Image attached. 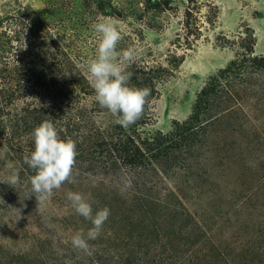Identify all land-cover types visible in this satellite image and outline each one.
I'll list each match as a JSON object with an SVG mask.
<instances>
[{
  "label": "rangeland",
  "instance_id": "obj_1",
  "mask_svg": "<svg viewBox=\"0 0 264 264\" xmlns=\"http://www.w3.org/2000/svg\"><path fill=\"white\" fill-rule=\"evenodd\" d=\"M52 1L0 0V19L7 12L15 14L26 5L31 6L34 15H50ZM88 2L86 11L79 8L80 1L77 0H72L75 5L70 6L62 5L59 0L56 2L57 6L65 8V20H71L66 27L57 25L61 42L79 58L80 67L88 78L87 63L95 58L98 44V34L91 25L99 22L101 16L111 17L118 23L123 37L117 46L118 51L129 46L136 49L131 61L142 60L172 69L150 105L148 124L142 127L144 133L167 134L173 130L175 122L187 120L198 94L209 79L232 61L248 56L243 39H247L244 45H248V38L252 36L254 55L264 56V0H200L194 10L192 25L195 30L192 35L185 30L187 4L184 2L178 1L165 11L150 13L143 11L144 0ZM101 4L113 14L104 15L98 10ZM197 24L199 28L196 29ZM131 61L121 58L119 62L124 67ZM231 93V111L222 121L207 128L203 142L195 145V157L184 152L182 164L172 169L167 179L150 180L153 183L147 186V190L151 189L153 193L160 191V196L181 191L182 210H177L181 214L178 219L187 217L186 213L192 216V225L179 234L181 241L176 243L179 251L172 253L168 250L164 259L172 256L175 260L183 256L182 259L189 260V264L196 261L198 254L202 258L204 251L209 250L206 246L209 240L211 245L222 246V250L224 246L228 247V264H234L236 255L250 261L254 252H259L264 259V72L242 73ZM16 171L14 162L0 147V193L6 195L11 188L17 191L16 198L7 195L10 202H5L6 197L1 202L0 198V264H98L94 257L96 250L118 245L119 251L115 248L109 251L114 258L127 248L126 225H114L109 219L100 236L88 241V252L74 249L71 244L73 235L82 229L86 232L92 225L75 213L67 200V192L86 194V183L91 182L100 183L107 189L119 187L112 180L86 176V170L77 171V185L65 183L50 198L37 202L31 190H24L18 183H6ZM138 172L140 177L136 184H130L132 179L124 172L119 177L120 185L124 188L130 185L128 189L134 190L143 187L148 175H156L155 171L147 175L144 168ZM16 209L21 210L20 217ZM202 215L209 219L204 228L198 224L206 225ZM138 221L136 217L133 224L138 237L149 236L156 245H165L161 243H167L172 237L160 240L153 234L152 221L147 226ZM190 237L192 239L188 242ZM197 238L200 239L199 247L193 245ZM155 254L156 246L150 255ZM174 260L168 264H174ZM135 261L139 263L138 259Z\"/></svg>",
  "mask_w": 264,
  "mask_h": 264
},
{
  "label": "trees",
  "instance_id": "obj_2",
  "mask_svg": "<svg viewBox=\"0 0 264 264\" xmlns=\"http://www.w3.org/2000/svg\"><path fill=\"white\" fill-rule=\"evenodd\" d=\"M59 1L62 5H75L72 0ZM77 1H80L79 8L86 11L88 0ZM178 1L187 4L185 30L192 35L195 30L192 25L194 10L200 0H144L143 11H165ZM56 2L57 0L52 1L53 4L49 7L50 15H34L31 6L26 5L15 11V14L7 12L0 19V147L6 150L17 168L18 184L24 190H31L30 178L35 172L24 163V156L30 155L34 149L31 136L33 129L42 121L51 120L62 139L76 142L78 155L75 172L86 170V176L106 177L119 186L107 189L100 183H86V195L91 197L94 211L108 207V219L114 225L124 223L126 238L129 240L127 248L114 258L109 251L114 248L119 251L118 245L96 250L94 257L98 264H137L135 259H138V264H168L174 257L164 259V253L168 250L172 253L179 251L176 244L181 241L179 234L192 225V216L186 213L187 217L178 219L181 214L177 210L182 208L183 200L181 191H171L160 196V191L153 193V190H147V186L153 183L150 180L155 181L157 178L162 181L163 177L167 179L169 172L182 164L184 152L195 157V145L199 141L203 142L207 128L222 121L231 111V92L238 77L252 70L264 72V56L254 55L255 41L252 36L248 38V45H244L247 39H243L242 44L244 48H248V56L232 61L209 79L198 94L187 120L175 122L173 130L167 134L144 133L142 127L148 124L150 105L158 95L159 86L171 75L172 69L150 65L142 60L128 62L124 68L131 73L129 84L140 88L148 87L151 95L141 119L127 128L116 124V118L96 102L95 92L80 67L79 58L73 56L61 42L57 25L66 27L71 20H65V8L57 6ZM98 10L106 16L113 14L103 4ZM78 16L82 18V15ZM198 26L195 25V28H199ZM188 44L191 46L190 41ZM143 168L148 172L147 175L151 171L156 174L148 175V181L143 182V187L130 190L129 186L124 188L120 185L119 177L124 172L132 179L130 184H136L140 177L138 171ZM16 193L12 188L6 195L0 193L1 202H4V197L5 202H10L7 197L16 198ZM202 216L206 225L203 226L202 222L198 224L204 228L208 226L209 219ZM136 217L140 225L147 226L152 221L153 234L160 240L162 237H167V240L172 237L167 243H161L165 245L154 244L149 236L144 239L138 237L133 227ZM190 235L193 236V231ZM191 239L192 237L188 242ZM199 240L197 238L193 245L197 244L199 247ZM211 242L209 240L206 245L209 250L204 251L203 257L198 254L196 261L189 264H228V247L224 246L222 250V246L216 247ZM154 246L156 254L151 256ZM182 257L175 258L174 264H187L189 260ZM251 257L247 261L236 255L233 263L264 264L259 252H254Z\"/></svg>",
  "mask_w": 264,
  "mask_h": 264
},
{
  "label": "clouds",
  "instance_id": "obj_3",
  "mask_svg": "<svg viewBox=\"0 0 264 264\" xmlns=\"http://www.w3.org/2000/svg\"><path fill=\"white\" fill-rule=\"evenodd\" d=\"M98 19L99 22L91 25L98 34V44L95 58L87 63L90 84L99 106L116 118V124L127 128L142 118L151 89L129 84L131 73L126 72L119 61L121 58L131 61L136 49L129 46L118 51L117 46L123 37L117 21L103 16ZM31 136L34 149L30 155L24 156V163L35 172L30 178L31 192L37 202H42L65 183H76L74 170L78 152L76 142L62 139L51 120L42 121L33 129ZM18 182L19 174L13 173L6 183L14 185ZM67 200L75 213L92 225L86 232L82 229L71 237L74 249L88 252V241L100 236L110 216V209L105 206L94 211L91 197L81 192L68 191ZM16 210L20 217L21 210Z\"/></svg>",
  "mask_w": 264,
  "mask_h": 264
}]
</instances>
